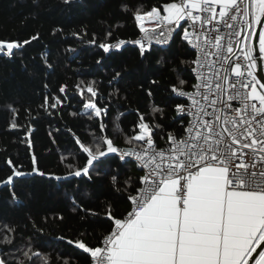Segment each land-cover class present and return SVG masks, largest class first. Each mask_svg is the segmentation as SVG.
Returning a JSON list of instances; mask_svg holds the SVG:
<instances>
[{"label":"snow or ice","instance_id":"snow-or-ice-1","mask_svg":"<svg viewBox=\"0 0 264 264\" xmlns=\"http://www.w3.org/2000/svg\"><path fill=\"white\" fill-rule=\"evenodd\" d=\"M125 10L143 34L133 41L142 59L151 54L153 40L167 45L179 38L189 52L191 58L180 60L186 71L173 67L175 82L162 89L173 96L168 107L176 116L167 117L165 108L153 104L151 119L145 121L136 110L138 120L127 143L136 142L138 150L120 149L113 136L103 134L110 112L107 104L99 103L97 82L75 86L87 119L98 125L101 135L93 133L86 144L73 134L78 148L70 153L72 159L61 157L74 169L70 175L92 180L93 174L100 175L101 158L109 154H119L121 161L134 157L141 174L122 182L112 176L116 199L130 208L122 213L111 201L106 203L108 231L95 244L56 239L74 245L87 264H264V0H154ZM38 39L0 40V56L12 58ZM125 43L116 39L98 47L107 53ZM158 63H164L163 57ZM120 75L116 72L113 79ZM149 83L162 87L156 79ZM67 87L62 85L59 92ZM146 94L152 98V88ZM66 99L45 96L40 107L52 115L50 109L62 107ZM11 113L10 127H21L15 119L18 110ZM122 134L118 131L115 138ZM6 163L12 166L10 159ZM24 175L12 166V175L2 183L13 186L14 178ZM11 195L17 199L15 191ZM33 227L43 233V228ZM13 233L8 224L0 227V245H12ZM7 254H0V264H61L59 257L35 249L31 242L9 259L4 258Z\"/></svg>","mask_w":264,"mask_h":264},{"label":"trees","instance_id":"trees-1","mask_svg":"<svg viewBox=\"0 0 264 264\" xmlns=\"http://www.w3.org/2000/svg\"><path fill=\"white\" fill-rule=\"evenodd\" d=\"M153 2L70 0L66 4L64 0H0V40L39 36L14 57L0 56V227L8 224L15 228L14 243L0 245V254L8 253L5 259L31 242L35 249L59 257L61 264H87L74 245L56 237L95 244L97 237L108 231L106 203L111 201L120 212H128L130 205L116 199L111 178L115 175L122 182L129 175H140L133 160L121 161L117 154H109L101 158L100 175L93 174L88 180L70 175L74 169L66 167L68 160L62 161L61 157L72 159L70 153L78 148L73 134L86 144L92 142L93 133L101 135L98 125L85 115L84 100L75 87L81 81L97 82L95 87L102 98L99 103L107 104L110 112L103 134L113 136L119 148H137L136 142L127 143L138 120L136 110L145 121L151 119L153 104L165 108L167 117L176 116L168 107L173 96L162 89L175 82L176 73L171 69L176 67L183 74L186 68L180 60L191 58L179 38L164 48L153 46L151 54L146 53L147 59H142L139 48L133 45L107 53L98 47L116 39L138 38L141 33L125 6L133 8ZM109 31L111 37L107 36ZM161 57L163 64L158 63ZM116 72L121 75L114 80ZM152 79L158 81L161 89L149 83ZM62 85L68 86L64 93L59 92ZM148 88L154 92L152 98L146 94ZM109 93L115 95L109 97ZM45 96L67 99L62 107L50 109L53 114L48 115L40 107ZM12 108L18 110L15 119L21 127H10ZM118 131L123 134L115 138ZM135 131L138 133L139 129ZM158 143L165 145L163 141ZM9 159L15 170L25 173L14 178L13 186L2 183L12 175V166L6 163ZM34 168L46 175H39ZM33 225L43 228V233L36 232ZM9 264L15 262L9 260Z\"/></svg>","mask_w":264,"mask_h":264},{"label":"built area","instance_id":"built-area-1","mask_svg":"<svg viewBox=\"0 0 264 264\" xmlns=\"http://www.w3.org/2000/svg\"><path fill=\"white\" fill-rule=\"evenodd\" d=\"M143 36V34L141 33L140 34V36L138 37V38H136V39H139V38H141ZM136 39H133V40H130V41H126V43L124 44V45H133V46H136V47H138L139 48V46L138 45H136V44H134L133 43V41L134 40H136ZM116 42H114V43H112V44H115ZM170 44V43H169ZM169 44H167V45H162V44H156V42H155V40H153V42H152V47L153 46H159V47H167ZM123 46V45H122ZM114 50H116L115 48H113L112 50H110L109 52H111V51H114ZM188 90H190V89H188ZM165 145H163V146H160V147H164ZM120 149H124V150H127L126 148H120ZM133 149H136V150H138L137 148H133ZM117 156L119 157V154H117ZM125 158H127V159H131V160H133L135 163H136V161H135V158L134 157H125ZM129 211V210H128Z\"/></svg>","mask_w":264,"mask_h":264},{"label":"water","instance_id":"water-1","mask_svg":"<svg viewBox=\"0 0 264 264\" xmlns=\"http://www.w3.org/2000/svg\"><path fill=\"white\" fill-rule=\"evenodd\" d=\"M127 149H132V148H127ZM257 251H259V249ZM249 264H251V261L249 262Z\"/></svg>","mask_w":264,"mask_h":264}]
</instances>
